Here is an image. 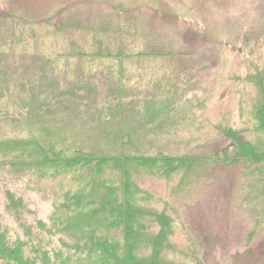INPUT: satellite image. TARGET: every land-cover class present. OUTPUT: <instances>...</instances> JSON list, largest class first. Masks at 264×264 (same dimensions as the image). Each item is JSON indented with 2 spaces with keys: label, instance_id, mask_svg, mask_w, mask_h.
<instances>
[{
  "label": "rangeland",
  "instance_id": "obj_1",
  "mask_svg": "<svg viewBox=\"0 0 264 264\" xmlns=\"http://www.w3.org/2000/svg\"><path fill=\"white\" fill-rule=\"evenodd\" d=\"M144 1L0 0V41L7 43L29 38L36 32L71 25L77 7L88 12L99 7L91 3L113 2L118 9H134L132 13L138 16L149 7L157 8L161 15L157 21L148 23V32L156 35L162 54L170 55L164 57L170 59L165 64V72L161 69L162 78L169 79L172 87L166 89L170 94L161 92L159 87L158 92L150 90L138 94V99L146 98L147 101L156 94V103L165 101L164 111L158 103H152L147 114L144 108L135 110V106H132L133 113L128 114L126 111L130 107H125L124 112L129 116L124 117L122 128L135 134L132 145L140 144L151 151L161 148L210 154L227 144L217 134V127L240 126L248 130L243 137L251 140L254 135L248 127L254 123L250 114L263 93L256 87L257 81L252 80H257L254 76L264 75L258 74L264 73V0ZM52 37L45 35L43 40L19 45L13 51L7 47L0 50L5 57L0 67L10 87L17 79L26 81L36 74L30 70L24 75L22 70L10 66L11 63L18 62L16 66L30 64L21 56L26 57L31 51L47 55L45 50L51 54L53 50L48 43H52ZM97 88L95 96L106 93L100 85ZM9 90H12L8 94L12 101L8 102L13 105L4 108L7 95L0 100L3 106L0 107V138L27 133L14 130L8 117L3 115L5 110L6 115L17 111L15 90ZM87 108H84L87 114L96 113L91 107ZM136 111L140 117L133 115ZM112 121L110 126L117 130L118 119ZM42 124L47 125L46 122ZM95 137L88 139L92 145L98 143L93 149L109 148ZM39 174L38 171L6 168L0 175V226L10 239H23L25 229L31 234V226H28L33 223L31 213L49 225L47 218L53 211L52 206L65 187L62 179L51 181L45 176L40 180ZM262 176L264 178V174ZM262 176L240 165L201 166L189 171L182 184L181 174L167 179L145 176L139 184L149 199L144 197L141 205L155 210L164 208L175 217V241L179 250L187 251L191 242L204 264H264V189L259 188ZM8 191L23 200L25 222L21 226L6 213ZM57 239L58 236L53 238V245H57ZM29 250L26 248L31 255Z\"/></svg>",
  "mask_w": 264,
  "mask_h": 264
},
{
  "label": "trees",
  "instance_id": "obj_2",
  "mask_svg": "<svg viewBox=\"0 0 264 264\" xmlns=\"http://www.w3.org/2000/svg\"><path fill=\"white\" fill-rule=\"evenodd\" d=\"M65 27L61 25L7 43L0 41V50L7 47L13 51L19 45L43 40L45 35L54 36L50 38L52 43H48L53 50L51 54L45 50L47 55L31 51L26 57L21 56L30 64L10 65L22 70L24 75L32 70L35 77L26 81L17 79L10 87L0 67V78H3L0 79V100L7 95L4 108L12 106L8 94L13 89L17 107L16 114L6 115L5 110L3 115L8 117L14 130L27 132L0 138V175L6 168L38 171L40 180L45 176L51 181L62 179L65 187L52 206L53 211L47 218L49 225L31 213L33 223L28 225L31 234L25 229L23 239H10L0 226V264H204L191 242L187 245L188 252L179 250L175 241V217L164 208L155 210L141 205L142 199L149 196L141 190L139 181L145 176L167 179L181 174L182 184L189 171L201 166H247L248 172H256L261 177L264 174V75L254 76L257 80H252L257 81L256 87L263 92L250 114L254 124L248 128L254 135L253 140L243 137L248 131L246 127H217V134L227 144L210 154L161 148L151 151L140 144L132 145L135 134L122 128V123L125 116L133 113L132 106L135 110L144 108L147 114L152 103H158L164 111L165 101L156 103L158 98L154 94L148 101L139 97L132 99L124 93L90 94L92 87L69 76L75 74V69H71L75 67L69 69L61 64L88 56L68 50L70 38L66 37L68 31H62ZM3 53L0 52V64L5 58ZM159 54L163 59L170 57ZM145 56L149 54L110 57ZM157 84L161 92L170 94L169 79L162 78ZM119 88L125 89L122 82ZM82 106L91 107L96 113L87 114ZM125 107H130L128 114L124 112ZM133 115L140 117L138 111ZM112 119H118L117 130L110 126ZM93 136L109 148L93 149L98 145L88 142ZM259 188L264 189L263 176ZM5 210L19 226L24 224L22 198L6 192ZM57 236V245H53V238ZM26 248L31 249V255Z\"/></svg>",
  "mask_w": 264,
  "mask_h": 264
},
{
  "label": "crops",
  "instance_id": "obj_3",
  "mask_svg": "<svg viewBox=\"0 0 264 264\" xmlns=\"http://www.w3.org/2000/svg\"><path fill=\"white\" fill-rule=\"evenodd\" d=\"M150 2L154 1H144ZM91 4H99V7L91 12L77 7L76 13L72 15L74 23L65 25V30H62L68 31L66 37L70 38L67 42L70 52L76 50L77 55L88 54L82 60H65L61 63L69 69L75 67L71 68L75 69V74L70 73L69 76H74L78 83L92 87L90 94H96L99 85L101 90L105 89L103 96L124 93L126 97L137 98L139 92H158L157 83L162 75L164 77L166 62H170L159 57L162 50L157 44L156 35L148 32V23L157 21L161 15L159 9L149 7L148 11L141 7L145 12L142 11V16H138L132 13L134 9H118L113 2ZM145 53L149 56L113 58L115 55L122 57ZM120 82L125 89L120 90Z\"/></svg>",
  "mask_w": 264,
  "mask_h": 264
}]
</instances>
